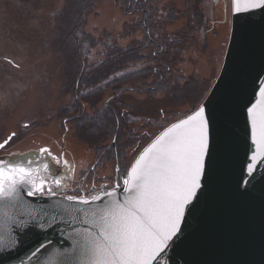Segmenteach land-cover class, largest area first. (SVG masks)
<instances>
[{
  "label": "rangeland",
  "instance_id": "374dc122",
  "mask_svg": "<svg viewBox=\"0 0 264 264\" xmlns=\"http://www.w3.org/2000/svg\"><path fill=\"white\" fill-rule=\"evenodd\" d=\"M67 1L0 0V142L11 132L17 133L10 146L0 149V155L47 147L54 155L61 156L65 147V156L74 165L72 178L75 181L89 169L90 173L109 182L117 165V151L113 150V154L103 159L101 154L111 148L115 136L109 137L101 149L96 148L94 138L84 130L88 125L82 126L72 119L75 111L66 112L74 105L75 87L71 82L77 69L83 65L90 71L106 59L107 53L101 44L85 45L81 58L65 46V20L59 25L55 17L57 12L65 10ZM149 1L145 8L130 0L88 2L84 29L95 37L106 32L123 46L143 45L139 53L145 59L140 64L130 65L128 71L136 72L149 66L164 72V67L152 57L161 51L170 61L171 81L182 78V87L188 78L196 76L206 82L210 92L222 69L230 41L232 0H227L226 6L215 0ZM153 8L148 19L145 11ZM198 14L202 15V20ZM148 37L159 44L168 42L170 48L158 50ZM165 81L168 82V78ZM153 82H156L154 74L147 85ZM172 85L173 90L165 89L166 92L154 95L139 85L138 90L123 93L121 99L132 107L130 111L136 114L133 118L136 122L157 118L156 127L152 129L157 131L158 121L166 119L172 123L196 108L189 91L176 89L178 83ZM82 91L83 103L90 115L93 109H100L113 99L112 89L100 92L93 87ZM130 129H134L131 123ZM137 156L132 160L130 152L129 163L122 158L121 167L126 162L129 168Z\"/></svg>",
  "mask_w": 264,
  "mask_h": 264
},
{
  "label": "snow or ice",
  "instance_id": "6c2138e0",
  "mask_svg": "<svg viewBox=\"0 0 264 264\" xmlns=\"http://www.w3.org/2000/svg\"><path fill=\"white\" fill-rule=\"evenodd\" d=\"M256 10H264V0H232L234 16ZM258 95L264 98V81ZM207 109V103L199 105L155 136L111 189L105 185L96 191L61 196L54 189L63 188L66 177L53 167L74 169L47 147L38 153L0 157V252L14 251L20 234L30 228L48 231L60 224L65 226L60 228L65 243L55 246L50 239L42 241L31 250L29 261L159 264L162 253L183 234L186 212L195 207L204 186L211 154ZM246 113L256 146L247 165L251 176L257 163L264 161V100L257 99ZM16 136L11 132L0 142V149L10 146ZM25 195L60 198L66 203L52 205L50 214L34 207Z\"/></svg>",
  "mask_w": 264,
  "mask_h": 264
},
{
  "label": "water",
  "instance_id": "95a60500",
  "mask_svg": "<svg viewBox=\"0 0 264 264\" xmlns=\"http://www.w3.org/2000/svg\"><path fill=\"white\" fill-rule=\"evenodd\" d=\"M261 81H264V10L232 14L222 69L202 103L208 104L207 114L211 118V154L204 186L195 207L190 206L186 212L183 234L162 253L159 264H264V161L257 163L254 173L248 175L247 165L256 146L246 113L257 99L264 100L258 95ZM114 140L116 143V136ZM63 143L66 144L65 138ZM61 156L67 159L65 147ZM53 170L67 177L63 169L53 167ZM24 199L50 214L52 205L66 203L46 196L25 195ZM61 227L65 226L57 224L48 231L30 228L22 232L14 251L0 252V264H33L35 258L29 261L31 250L42 241L50 239L55 246L65 243L60 236ZM45 257L46 253L41 259Z\"/></svg>",
  "mask_w": 264,
  "mask_h": 264
},
{
  "label": "trees",
  "instance_id": "16d2710c",
  "mask_svg": "<svg viewBox=\"0 0 264 264\" xmlns=\"http://www.w3.org/2000/svg\"><path fill=\"white\" fill-rule=\"evenodd\" d=\"M130 1L134 4H141L144 8L146 4L150 3L149 0ZM195 1L197 0H194V2ZM88 2L92 4L95 0H68L65 10H61V13L57 12V16L55 17L59 25L65 20L66 26L64 27L65 30L63 33L65 46L76 51L81 58L85 45L96 46L101 44V48L107 53L106 59L90 71H87L83 65L80 69H77L71 82L72 86L75 87L74 105H70L68 109L66 108V112L75 111L74 113L76 115L72 119H75V122L79 121L82 126L88 125L84 130H86L89 136L94 138L93 144L96 148L101 149L109 137L116 136L115 145H112L111 148L105 152V156L113 154L114 150L117 151L116 153H118L121 164L122 158L129 163L130 159L128 160V154L130 152V158L133 160L143 148H145L158 133L169 126L171 122L169 123L166 119H163L162 122L158 121L160 128L157 131L152 130L153 126L156 127L157 118H150L149 121L148 119H143L136 122V120L133 119L136 117L134 116L136 114L130 111L132 107L123 103L121 99L123 93L130 90L136 91L138 90L137 87L141 85V87H144L143 89L145 92L154 95L158 92H166L165 89L173 90L172 83H178L176 89L189 91L194 98L193 102H195V107L197 108L209 93V90L206 89V82L196 76L188 78L182 87L180 86V82L183 80L182 78L171 81L172 70L169 65L170 61L165 59L163 56L164 53L161 51L159 55L158 52H155L152 57H154L153 59H155L159 65L164 67V72L162 69L149 66H146L144 69L141 67V70L136 72L128 71L130 65L140 64L141 61L145 59L143 55L139 53V48H144V46H123L118 43L115 36L106 32L99 37H95L86 32L84 25L86 15L89 12V8L86 6ZM154 9L155 8L146 9V16L149 15L147 17L148 19H151ZM201 16L202 15H199V17ZM148 40L151 45H154L158 50H164L165 48L167 49V47L168 49L170 48L168 42V45H164L157 43L153 38L150 39V37H148ZM153 74L156 82L147 85L148 79H150ZM167 78L168 82L165 81ZM129 81H131V83ZM93 87L100 92L111 91L112 89L113 95H111V98L113 99L102 108L93 109V114L90 115L87 112L85 103H83L84 99L82 92L84 91L82 90L91 89ZM80 91L81 93H79ZM130 123L133 124L134 129H130ZM116 155L117 154H115V156ZM124 165L125 168H128L126 162Z\"/></svg>",
  "mask_w": 264,
  "mask_h": 264
},
{
  "label": "flooded vegetation",
  "instance_id": "af4514ba",
  "mask_svg": "<svg viewBox=\"0 0 264 264\" xmlns=\"http://www.w3.org/2000/svg\"><path fill=\"white\" fill-rule=\"evenodd\" d=\"M215 1L216 2L222 1L223 3H225V6L227 5V0H215ZM66 122H65V129L67 128ZM116 154L117 155H116L115 162L116 164L117 162L119 163V172H117V165H116L113 176L109 182L105 181L102 178H98L97 175L94 174V172L90 173L89 169H87L84 173L82 172L81 178L75 181L72 178L73 171L69 172L68 169H63L64 173L67 175L66 179L63 181L64 187L60 189H54V190L58 191L61 195L66 196V195H78V194H83L86 192L96 191L105 185H107L108 188L111 189V187L117 183L118 179L122 181L124 173L126 169H128V168H125V166L123 168L121 167L118 153ZM104 157H105V153L103 152L101 154V159H103ZM71 165L74 169V165L73 164ZM93 185H95V188L93 187Z\"/></svg>",
  "mask_w": 264,
  "mask_h": 264
}]
</instances>
